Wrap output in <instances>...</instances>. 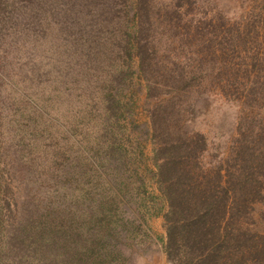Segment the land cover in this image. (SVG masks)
I'll list each match as a JSON object with an SVG mask.
<instances>
[{
	"label": "rangeland",
	"instance_id": "1",
	"mask_svg": "<svg viewBox=\"0 0 264 264\" xmlns=\"http://www.w3.org/2000/svg\"><path fill=\"white\" fill-rule=\"evenodd\" d=\"M0 227V264H264V0H0Z\"/></svg>",
	"mask_w": 264,
	"mask_h": 264
},
{
	"label": "trees",
	"instance_id": "2",
	"mask_svg": "<svg viewBox=\"0 0 264 264\" xmlns=\"http://www.w3.org/2000/svg\"><path fill=\"white\" fill-rule=\"evenodd\" d=\"M105 1H108V0H103V4H104V2ZM110 1V0H109ZM137 1V0H136ZM138 4L140 5V3H139V1H138ZM93 12L95 11V7H93V9H91ZM107 10H113V7H112V5H108V7H107ZM93 14V13H92ZM143 61L145 62V57L144 56H142V64H143ZM144 66V65H143ZM108 66H105V68H107ZM144 68L147 70V67L146 66H144ZM141 70V69H140ZM105 73L103 72L102 73V75H104ZM153 133H155L154 132V130H153ZM159 150H160V153L162 152V150H161V148H159L158 150L156 149L155 150V156L156 155H159ZM155 163H156V165H157V168L160 170V172L162 171V164L160 163V162H158L157 160L155 161ZM174 167V169H173V171L175 172H177V173H179L180 171L179 170H182V173H181V175L182 176H185V175H187V173L185 172L186 170H185V168H181L180 166H173ZM157 172H158V170H157ZM181 175H177L176 177H175V179H177V178H179ZM158 176V175H157ZM163 178V177H162ZM166 180L165 179H163V180H161L160 181V184H159V187H160V189L162 190V192L165 194V190H166V196L168 197V193L167 192H170V195H169V197L172 195L171 194V192L173 191V190H175L177 187H178V185L176 186V188H175V182H173L172 184H169V185H167L168 183L166 182ZM172 190V191H171ZM34 197V196H33ZM168 197V198H169ZM182 198H184V196L183 197H181V199H179L178 201H169V204H170V209H169V211H168V217H169V213H175L176 214V207H174L175 205H177V206H179L180 204L182 205V203H183V201H182ZM31 202V201H30ZM8 204V203H7ZM8 206H9V208H8V210H6V212H5V215H9V216H11V218L9 219V222H8V224H10V225H14L15 223H17V216L18 215H21L22 213H23V215H25V212H24V209H25V207L24 208H18L17 210L16 209H14V208H12L9 204H8ZM179 223V222H178ZM177 222L176 223H174V221H171L169 224H168V232H167V241H166V248L168 249V255L170 256V257H172V258H176L175 257V252L178 250V248L179 247H181V245L182 244H184V243H181V241H180V243H178V244H176V242L178 241V238H180V237H182V235H181V233H184L185 234V239H187V240H189V238L187 237L188 236V234H189V232H190V229H188V230H183L182 229V224H178ZM183 226H185V225H183ZM9 227H11V226H9ZM133 227H134V225H133ZM3 228L2 227H0V230H2ZM179 233H180V235H179ZM3 238H1L0 239V253L1 252H3L4 251V245H6L9 241L8 240H10L9 238L11 237V230H8L6 233H5V235L4 236H2ZM5 238V239H4ZM182 240V239H181ZM4 244V245H3ZM175 245H177V247H176V249H175V251L173 250V247L175 246ZM191 245H192V249L193 250H195V248H196V245H194V244H192L191 243ZM171 246H172V248H171ZM22 252H24L23 250L21 251V253H20V251L19 250H17L16 251V254H15V258L16 259H18L19 257H21V255H22ZM178 258V257H177ZM4 261V259H0V261Z\"/></svg>",
	"mask_w": 264,
	"mask_h": 264
}]
</instances>
